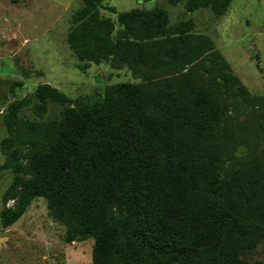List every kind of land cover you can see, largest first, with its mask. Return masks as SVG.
Masks as SVG:
<instances>
[{"label":"trees","instance_id":"trees-1","mask_svg":"<svg viewBox=\"0 0 264 264\" xmlns=\"http://www.w3.org/2000/svg\"><path fill=\"white\" fill-rule=\"evenodd\" d=\"M81 1L66 35L75 54L85 46L83 54L96 61L174 71L154 87L106 86L101 99L86 103L39 84V110L45 98L72 102L57 121L16 119L20 100L11 102L7 130L28 145L13 168L26 175L16 209L0 211V223L11 224L41 196L67 240L92 239L90 264H247L241 253L264 239V162L220 177L217 142L220 87L242 86L222 59L215 63L210 40L190 36L189 19L175 24L156 53L147 40L164 35L160 7L119 13L121 31L112 41L111 24L87 15L91 0ZM230 1L184 0V6L220 15ZM201 50L212 56L210 67L227 70L214 68L220 82L191 72ZM6 157L13 160L12 153Z\"/></svg>","mask_w":264,"mask_h":264},{"label":"rangeland","instance_id":"rangeland-1","mask_svg":"<svg viewBox=\"0 0 264 264\" xmlns=\"http://www.w3.org/2000/svg\"><path fill=\"white\" fill-rule=\"evenodd\" d=\"M82 7L81 0H0V211L16 209L26 175L23 167L13 168L28 145L20 139L14 142L7 130L5 115L11 102L20 100L16 119L57 121L71 101L101 99L106 86L145 82L154 87L174 71L148 64L129 67L109 58L96 61L83 54L85 46L75 54L67 46L66 35L74 25L72 13ZM153 7H160L165 15L164 35L147 40L153 52H161L176 23L189 19L190 36L210 40L218 54L215 63L222 59L229 70L216 64L210 67L212 56L201 50L191 72L220 82L214 68H222L242 86L230 91L220 87L219 176L264 162V0H231L220 15L208 7L188 10L184 0H91L86 9L87 15L111 24L109 36L114 41L121 31L119 13ZM97 39L94 36L93 41ZM39 84L61 91L71 101L45 98L44 109L39 110L34 95ZM4 140L13 142L3 146ZM91 247L90 238L66 239L64 224L49 212L41 196L30 199L11 224L0 223V264H90ZM241 258L247 264L264 263V239L243 251Z\"/></svg>","mask_w":264,"mask_h":264}]
</instances>
